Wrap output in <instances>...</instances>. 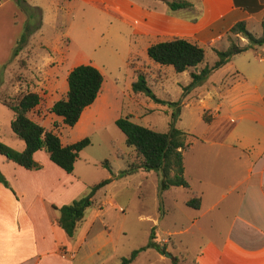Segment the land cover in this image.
Returning a JSON list of instances; mask_svg holds the SVG:
<instances>
[{
	"label": "rangeland",
	"instance_id": "rangeland-1",
	"mask_svg": "<svg viewBox=\"0 0 264 264\" xmlns=\"http://www.w3.org/2000/svg\"><path fill=\"white\" fill-rule=\"evenodd\" d=\"M2 1L9 12L5 18L6 25L15 30L18 39L23 33L28 12L19 6L17 0ZM62 1L26 0L31 6L41 7V26L33 34L31 44L18 56L14 57L12 53L15 44L3 54L0 89L5 91L0 90V94L8 97L6 92L15 96L28 91L38 92L41 101L38 109L35 107L30 115L33 119L57 133L64 144L84 137L90 139V144L80 151L72 171L81 181L80 186L85 188L80 190L77 197L85 195L89 186L111 176L110 171L102 165L104 160L109 161L114 174L136 161L135 151L127 147L125 135L115 124L119 117H129L134 123L166 132L171 114L178 112L176 127L189 134V148L184 152L186 162L195 154H202L200 141L197 140L206 128L202 115L205 112V116L210 117L211 114L205 110L214 107L212 105L215 103L208 98L205 88L186 90L185 86L190 83L187 71L175 72L171 66H159L148 57L145 50L148 41L154 44L160 40L153 36L149 40H134L129 25L96 7L87 6L84 10H73L69 14L58 11ZM247 28L262 32L261 25L255 21L248 23ZM229 36L232 35L227 31L224 37L226 41ZM207 44L208 48L213 49L211 42ZM218 46L222 47V44L218 43ZM208 48H205L204 63L211 65L216 55ZM19 57L27 59L26 68L19 65ZM91 61L102 70L101 96L92 103L89 118L85 117L73 127H67L62 124L60 116L51 112L49 114L50 108L46 106L65 95L68 72L76 65ZM239 61L235 59L215 71L204 83L205 86L212 89L210 81L219 82L232 77L233 66ZM130 67L146 72L148 86L159 98L179 102V105L168 106L156 103L145 95H134ZM6 122L0 127L7 136L13 132L8 118ZM55 123L57 127H54ZM190 180L188 187H170L165 190L162 194L163 205H160L157 196L158 177L155 171L140 170L106 184L95 194L92 206L86 210L85 221L74 237H68L69 249L61 250V255L65 257L61 259L62 262L119 264L122 257L129 256L133 250L147 244L153 227L162 243L166 244V253L180 260V225L188 226L193 212L185 205V200L194 195L192 190L197 185L194 179ZM160 210L163 211L162 215ZM183 241H193L191 231L184 234ZM171 242L175 248L171 247ZM186 256L187 260L181 261L182 264H188L190 257ZM171 257L148 248L141 251L131 264H172Z\"/></svg>",
	"mask_w": 264,
	"mask_h": 264
},
{
	"label": "crops",
	"instance_id": "crops-1",
	"mask_svg": "<svg viewBox=\"0 0 264 264\" xmlns=\"http://www.w3.org/2000/svg\"><path fill=\"white\" fill-rule=\"evenodd\" d=\"M171 1L64 0L58 11L69 14L92 6L129 25L134 40L153 36L165 41L178 36L205 48L211 42L218 49L228 46L224 37L234 23L245 21L248 26L255 21L261 25L264 15V8L249 12L234 0H187L191 6L177 10L169 8ZM240 1L264 6V0ZM8 13L0 0V64L3 54L17 41L15 30L6 25ZM152 42L148 41L146 51ZM239 43L244 45L247 40L239 37ZM235 59L240 61L233 66L232 77L210 81V89L204 83L214 71L196 87L205 88L215 103L206 108L212 119L204 122V133L197 138L203 153L188 162L184 156L185 177L195 180L192 193L201 197L198 209L189 207L193 212L188 226L180 225V259L186 261L189 255L188 264H264V44L234 55L229 62ZM203 63L194 71L208 65ZM90 64L102 72L97 64ZM91 105L79 120L91 116ZM32 112L29 117L42 125L30 116ZM13 115L0 103V125L6 118L11 122ZM16 139L14 133L6 136L0 127V140L22 150L24 143ZM34 159L42 164L41 169L28 170L0 156V172L9 184L0 182V264H74L61 260L65 259L61 250L69 249V240L51 221L57 217L53 206L71 202L85 188L74 174L52 163L44 150L36 151ZM189 231L193 241L184 242Z\"/></svg>",
	"mask_w": 264,
	"mask_h": 264
},
{
	"label": "trees",
	"instance_id": "trees-1",
	"mask_svg": "<svg viewBox=\"0 0 264 264\" xmlns=\"http://www.w3.org/2000/svg\"><path fill=\"white\" fill-rule=\"evenodd\" d=\"M17 2L19 6L27 10L28 17L24 23L23 33L12 49L14 57L31 44L33 34L41 26L42 15L40 7L27 4L26 0H17ZM234 2L238 7L249 12L260 11L264 8L262 5L255 4L252 6L240 0H234ZM168 5L171 10H177L190 7L191 3L187 0H174ZM195 19L192 18L193 21ZM261 27V34L256 36L248 30L245 21L234 23L228 30L232 35L228 38V46L224 49L213 47L212 50L216 55L215 61L211 65L199 69V71H194V69L204 62L206 49L198 43L182 37L174 36L169 40L151 44L147 48V55L159 66H171L178 73L187 71L190 76V83L185 86V89L191 90L202 84L214 71L227 64L234 55L264 44V15L261 20ZM239 37L245 38L247 43L241 46ZM28 54L29 51L26 52V57ZM18 63L22 68L27 67L26 58L19 57ZM130 68L133 72L131 89L134 95H145L156 103L168 106L179 105V102L159 98L148 86L146 72ZM66 81L68 88L65 95L52 104L49 112L60 116L63 125L73 127L78 122L83 110L98 97L103 84V75L98 68L90 63L79 64L68 72ZM4 96L3 93L0 94V103L14 113L10 128L17 138L24 143V148L18 150L0 140V156L5 161L25 169L38 170L42 168V164L34 159V153L38 150H44L52 163L65 172L72 173L80 151L90 144V139L84 137L75 142L63 144L57 133L32 120L29 117V112L37 107L41 101L38 92L28 91L16 96ZM177 117L178 112L174 111L171 114L169 129L166 132H158L134 123L129 117L117 118L115 124L125 135L127 147L135 151L136 161L129 163L126 168L114 174L109 161L104 160L102 165L110 171L111 176L89 186L85 195L61 206H53L58 215L51 220L52 223L60 227L67 237H74L78 228L85 221L86 210L92 206L95 194L111 181L132 175L140 170L156 172L158 177L157 196L160 205H163L162 194L165 190L170 187H188L189 183L185 177L184 152L189 148L187 141L189 134L176 127ZM202 119L206 123H210L212 117H206L204 112ZM57 126L58 124L55 123L54 127ZM0 182L9 186L1 172ZM200 204L201 197L198 194H194L185 201V205L192 209H198ZM162 214L163 211H161ZM171 247L175 248L173 242H171ZM148 248L155 249L162 255L167 252L166 244H163L157 236L154 227L151 228L147 244L133 250L129 256L122 257L119 264H131L141 251ZM171 259L172 264H182V260L173 255Z\"/></svg>",
	"mask_w": 264,
	"mask_h": 264
},
{
	"label": "water",
	"instance_id": "water-1",
	"mask_svg": "<svg viewBox=\"0 0 264 264\" xmlns=\"http://www.w3.org/2000/svg\"><path fill=\"white\" fill-rule=\"evenodd\" d=\"M166 254V256H169V257H171V254H169V253H165Z\"/></svg>",
	"mask_w": 264,
	"mask_h": 264
}]
</instances>
